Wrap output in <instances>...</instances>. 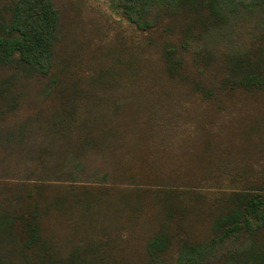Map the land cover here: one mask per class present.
I'll list each match as a JSON object with an SVG mask.
<instances>
[{"label": "trees", "instance_id": "trees-1", "mask_svg": "<svg viewBox=\"0 0 264 264\" xmlns=\"http://www.w3.org/2000/svg\"><path fill=\"white\" fill-rule=\"evenodd\" d=\"M118 5L137 43L127 55L90 50L79 73L87 87L83 95L59 78L70 59L62 57L55 0H0V264H132L113 249L135 239L145 243L144 264H210L226 242L236 248L217 264H264V120L245 132L258 137L256 147L228 171L237 176L235 187L151 186L153 179L173 180L160 169L156 147L163 139L146 137L151 149L148 144L141 149L146 158L139 164L152 169L131 170L136 161L131 149L144 139L126 138L130 124L121 119L126 105L112 95L136 74L141 46L159 56L172 78L192 82L203 98H217L218 90L264 94V0ZM248 18H254L249 39L238 42ZM186 54L212 80H192L184 72ZM32 83L49 86L43 100H29ZM32 118L44 121L37 133L27 126ZM188 124L194 136L181 144L186 152L176 153L200 158L187 145L201 138L205 125ZM92 152L105 157L112 170L84 179L88 168L78 156ZM247 158L253 159L246 163ZM146 208L157 223L142 240L138 229ZM192 218L210 221V238H191Z\"/></svg>", "mask_w": 264, "mask_h": 264}, {"label": "rangeland", "instance_id": "rangeland-1", "mask_svg": "<svg viewBox=\"0 0 264 264\" xmlns=\"http://www.w3.org/2000/svg\"><path fill=\"white\" fill-rule=\"evenodd\" d=\"M55 2L61 16L60 27L63 29L60 45L63 50L62 57L70 59V67L61 69L59 78L63 81L64 87L69 88L72 93L86 95L87 87L79 73L84 67L83 60L88 56V52L104 49L127 55L137 43V36L132 23L127 20L118 5L119 0H55ZM254 18H248L242 24L241 30H238L242 31V39L235 35L238 42L249 39L247 29ZM149 50L150 48L141 46L136 74L130 78V83L120 84L112 94L117 96V104L126 105L121 115V119L130 124L125 134L126 138L144 139V142L141 141L131 149L135 152L136 158V161L130 164L131 170L143 172L146 167L150 168L145 164L140 165L138 159L146 158L143 155L145 153H141L146 144L151 147L146 137L159 135V138L163 139L161 145L156 143L157 154L162 160L160 169L173 176V180L163 177L153 179L150 182L151 186L170 183L195 185L203 189L235 187L234 181L237 176L228 171L237 169L244 162V154L257 145L258 137L250 138L245 132L251 124L264 120V94L243 90H218L217 98H203L192 82L172 78L164 69L159 56L153 58L147 54ZM184 58V72L192 80L198 79L202 82L212 80V75L199 73L190 55L186 54ZM135 80L137 84H133ZM47 87L49 89L46 84L32 83L27 90L29 100H43L48 93L44 92ZM219 105L224 109H220ZM26 120L27 126L35 133L39 132L44 123L43 120L36 118ZM189 121H199L205 125L204 132L198 134L201 138L187 145L189 151L197 153L199 150L202 155L200 158L193 154L189 158L186 154H177L179 151L186 152L181 144L185 139L194 136L191 131L193 126L188 124ZM95 154L97 153L92 152L87 158L83 153L78 156L88 168L87 173L83 174L84 179L89 177L97 179L102 173L112 170V165L103 161L105 157ZM252 159L247 158L245 161L249 163ZM260 161H263V158H260ZM145 211L147 213L140 220L138 229L142 240L152 236L155 231L153 225L157 223V217L151 216L148 208ZM187 228L192 235L191 238L197 241L208 239L212 234L208 219L199 221L192 218ZM219 246L221 248L218 252L221 254L210 264L224 261L229 251L236 248L230 242ZM123 247L113 249L117 257L133 261L132 264H144L143 261H146L144 242L136 239L135 242L125 240ZM174 252L176 253V250Z\"/></svg>", "mask_w": 264, "mask_h": 264}]
</instances>
